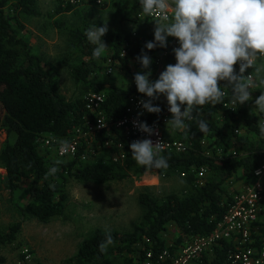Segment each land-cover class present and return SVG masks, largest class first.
<instances>
[{
    "label": "trees",
    "instance_id": "1",
    "mask_svg": "<svg viewBox=\"0 0 264 264\" xmlns=\"http://www.w3.org/2000/svg\"><path fill=\"white\" fill-rule=\"evenodd\" d=\"M36 4L37 0H0V105L5 112L0 124L8 137L16 136L14 143L8 142L0 149V165L7 173L12 203L20 211L23 220L36 219L49 224L58 218L70 220L66 213L68 196L65 191L70 180L106 184L129 178L125 163L128 166L134 161L131 158V142L124 138L121 129L116 128V123L125 118L128 100L137 90L133 85L121 87L98 76L95 72L98 59L92 57L94 46L84 35L85 30L91 27L87 15L79 10L59 7L55 15L75 13L82 20V29L69 31L70 41L75 49L89 56L90 60L74 69V80L87 93H106L102 111L111 129L97 135L93 143L96 155H90L85 161L82 160L87 151L84 141L77 155L71 158L56 161L49 159L48 154H42L41 149H49L41 143L42 140L53 138L60 142L70 141L85 128L86 119L93 116L84 98L69 101L59 92L56 76L19 35L13 25V18L5 11L11 6L15 14L41 17ZM141 11L138 0H135L132 9L124 14L122 20L126 21L130 16L137 17ZM56 26L61 29L64 24L56 23ZM147 42L129 43L128 57L121 63L127 67L128 60H132L143 73L146 70L137 58L146 53L152 59V74L149 78L153 79L158 73L159 54L163 51L160 47L147 50ZM112 43L114 58L119 60L124 50L120 30L114 33ZM224 91L222 104H206L199 112L208 118L210 130L206 135L198 131L195 122H186L191 128L179 134L180 141L188 145L186 152L163 153L169 162L167 170H149L139 166L135 171L136 175L141 176L153 172L185 175L191 192L182 196L171 194L162 200L142 193L139 203L144 211L143 219L134 232H110L115 244L102 254L98 246L104 241L106 232L97 229L83 240L77 254L65 260L64 264H146L148 252L152 253V262L155 264L167 249L176 253L177 248L194 237H208L216 231L241 193L235 190V180H243L251 185L255 169L264 160V136L258 131L264 118H260L254 109V102L250 101L243 106L236 105V112L230 114L225 108V105L232 103L230 90ZM154 106H159L162 111L159 114L147 113L145 121L161 124L165 118L167 101L156 102ZM199 113L193 110V116L197 117ZM219 114L224 116L217 121L214 118ZM242 127L245 133L237 135L236 130ZM112 138L124 145L127 155L124 164L114 161L118 150L104 146ZM220 150H223L222 154ZM53 166L58 168V172L50 176L48 172ZM201 170L206 171L203 178L199 177ZM23 182L29 183L26 188L28 200L25 202L19 200ZM172 225L178 231L175 248L169 247L164 239ZM21 229L22 223H17L0 234V248L16 243ZM253 237L254 246L261 250L264 240L259 236ZM235 250L234 241L222 240L211 251L203 253L194 264H229V257Z\"/></svg>",
    "mask_w": 264,
    "mask_h": 264
},
{
    "label": "rangeland",
    "instance_id": "2",
    "mask_svg": "<svg viewBox=\"0 0 264 264\" xmlns=\"http://www.w3.org/2000/svg\"><path fill=\"white\" fill-rule=\"evenodd\" d=\"M59 5V0H37L36 9L41 13V17L15 14L11 6L5 11L13 18V25L19 35L43 54L45 66L60 81L59 92L67 100L77 101L85 99L91 92L87 93L82 86L76 84L74 69L84 62H89L90 57L75 49L70 41L69 31L83 27L80 16L75 13L55 15ZM132 6L133 0H118L117 4L109 9L87 7L85 10H79L87 15L91 26L106 25L108 28L103 40L109 48L97 60L98 68L95 71L103 80L114 82V78L106 74L105 63L113 58L112 36L117 29H121L123 25L129 26V29L124 31L128 46L129 43L152 40L148 35L154 34L156 24H148L135 16H130L126 21L122 20ZM56 23H62L64 27L60 29ZM128 75L130 73H126V76ZM4 115L0 105V119H3ZM197 117L208 120L207 116ZM214 119L222 120L221 115ZM240 130L244 133L243 127ZM171 136L173 137V134ZM15 140L16 136L8 137L5 128L0 124V149ZM41 152L48 154L49 159H61L55 148L41 149ZM126 164V174L129 178L124 181L98 184L70 180L65 188L68 196L66 213L70 220L58 218L49 224H43L36 219L23 220L20 211L12 203L6 181L7 173L0 165V234L5 233L11 226L22 223L16 243L0 248V264H64L65 260L77 254L83 240L97 229L122 234L134 232L143 219L144 211L139 203L142 193L162 200L171 194L182 196L191 192L186 179L178 173L167 175L153 172L141 176L135 174L139 167L135 161L128 166ZM28 186V182H23V191L19 194L21 202L28 200ZM176 234L178 235V231L172 225L164 235L169 247L170 244H175ZM114 261L117 263L116 259Z\"/></svg>",
    "mask_w": 264,
    "mask_h": 264
},
{
    "label": "clouds",
    "instance_id": "3",
    "mask_svg": "<svg viewBox=\"0 0 264 264\" xmlns=\"http://www.w3.org/2000/svg\"><path fill=\"white\" fill-rule=\"evenodd\" d=\"M139 4L146 17L159 14V19H154V40L145 48H166L168 37L176 38L179 45L173 49L176 63L166 66L155 81L149 78L151 57L143 53L137 58L146 70L134 76L137 91L149 98L139 101L143 110L159 114L162 109L153 101L163 95L172 114L167 126L183 132L191 128L186 122L195 121L198 131L206 135L208 121L193 116L194 109L199 113L206 104H222L224 89L230 90L233 105L243 106L252 99L251 91L260 89L254 109L264 118V0H139ZM107 31L106 25L95 24L85 30L87 41L94 46V59H100L109 48L103 40ZM249 68L254 70L244 75ZM134 126L149 136L155 134L146 122L134 121ZM258 131L264 136V123ZM164 145H154L151 139L134 141L130 144L131 158L143 168L167 170ZM57 172L53 166L48 175ZM114 244L113 236L106 232L98 246L100 253H107Z\"/></svg>",
    "mask_w": 264,
    "mask_h": 264
},
{
    "label": "built area",
    "instance_id": "4",
    "mask_svg": "<svg viewBox=\"0 0 264 264\" xmlns=\"http://www.w3.org/2000/svg\"><path fill=\"white\" fill-rule=\"evenodd\" d=\"M110 0H60V7L63 9H72L73 11L85 10L87 7L105 9ZM171 15V12H169ZM141 20H150L155 22L154 19H159V14L153 17H146L143 12L137 16ZM176 38L172 37L169 47L162 53L165 57L174 56L173 49L178 47ZM128 57V48L126 47L120 59L110 58L106 62L107 75L112 76L116 65ZM159 63L157 62V65ZM254 69L249 68L246 70L245 75L252 73ZM137 90L135 82L133 84ZM251 91V93H253ZM258 98V96H257ZM256 98V99H257ZM107 99L106 93H90L85 97L87 109L91 116L86 119L87 123L83 130L78 131L77 136L73 137L70 141L60 142L53 138L42 140L41 143L51 149L55 148L57 154L61 159L71 158L77 155L81 142L84 141L87 145V151L83 154L82 160H87L90 155H96L93 143L97 140V135L111 129L106 118L103 115L102 107ZM144 94L137 91L127 103L126 115L123 120L116 123V128L122 130L124 138L129 142L137 140L151 139L155 145L157 142L165 143L164 153H183L188 149V145L180 140H171L167 138L163 132V123L149 124L145 121L147 111L143 110L139 104L140 100H148ZM255 99V98H254ZM157 100L153 101L155 104ZM168 105L165 109V118L168 120L172 118V114L168 111ZM230 114L236 112V105L232 103L225 105ZM183 111V108H182ZM143 113L138 115V113ZM134 121L146 122L150 127L155 130V134L149 136L147 133L141 132L134 126ZM237 135H241V130H236ZM104 146L108 149L118 150L117 155L114 157L116 163H122L127 159L124 145L117 139H108ZM220 154L223 150L219 151ZM237 156L236 153H233ZM206 175L205 170L199 172V177L203 178ZM185 178V175H182ZM253 182L247 186L245 190L236 197L235 203L229 209L223 221L218 225L216 231L208 237H194L191 241L187 242L176 253H172L167 249L160 256L155 264H193L203 253L211 251L220 241L232 240L236 244V250L229 257V264H264V247L258 250L254 244L253 229L258 224H264V160L255 169L253 173ZM146 264H154L152 262V253L146 254Z\"/></svg>",
    "mask_w": 264,
    "mask_h": 264
},
{
    "label": "crops",
    "instance_id": "5",
    "mask_svg": "<svg viewBox=\"0 0 264 264\" xmlns=\"http://www.w3.org/2000/svg\"><path fill=\"white\" fill-rule=\"evenodd\" d=\"M117 2H118V0H110L109 1V4L107 5V7L105 8V9H109L110 7H114L116 4H117ZM134 3H135V0H133V5H134ZM138 3H139V0H138ZM59 4H60V0H59ZM60 6V5H59ZM139 6H140V4H139ZM133 7V6H132ZM140 8H141V6H140ZM132 9V8H131ZM142 10V9H141ZM142 13V11L139 13V14H141ZM136 17V16H135ZM136 19V18H135ZM137 20V19H136ZM138 21V20H137ZM144 21V20H143ZM145 22H148V24L149 23H153V24H156L155 22H151L150 20H146ZM127 29H129V26H127V25H123V27L120 29H117V30H120L121 31V36H122V38H123V46H124V49L127 47V48H129V46L127 45V40H126V38L127 37H125V35L126 34H124V31L125 30H127ZM114 35V34H113ZM113 37V36H112ZM148 37H150V38H152V39H154V34H151V35H148ZM25 40V39H24ZM171 40H172V37H168L167 38V47L166 48H161V50L164 52L168 47H169V45H170V43H171ZM147 41H149V40H147ZM31 47H32V49L34 48L30 43H28ZM34 50V53L35 54H37V55H39L42 59H43V54L41 53V52H39V51H36V49L34 48L33 49ZM163 52H161L160 54H159V57H158V73L156 74V76L153 78V79H151L152 81H155L156 79H158V77H159V75L166 69V66H168L169 64H175L176 63V61H175V56H170V57H165V56H163L162 55V53ZM113 58H114V55H113ZM127 67H125L121 62L120 63H118L117 65H116V69H115V71H114V73H113V75H112V77L114 78V83H116V84H118V85H120L121 87H131L133 84H134V76H135V74H137V73H141L140 72V70L137 68V66H136V63L134 62V61H132V60H128V62H127ZM234 67L236 68V70L238 71V64L237 65H234ZM105 71H106V74H107V71H108V69H107V65H106V63H105ZM126 73H130V75H128V76H126ZM246 74V73H245ZM244 74V75H245ZM108 76V75H107ZM111 77V78H112ZM57 81H58V79H57ZM221 83V82H220ZM58 84L60 85V81H58ZM58 85V86H59ZM261 92H262V90H260V89H256L253 93H251V97H252V99L251 100H249L250 102H255V99L257 98V96L259 97L260 95H261ZM255 98V99H254ZM166 101V98L162 95L158 100H157V102H165ZM224 116V114H219V116ZM198 116H202V117H205V116H207L206 114H201V113H199L198 114ZM171 119V118H170ZM170 119H168V120H170ZM168 120H163V132H167V135L168 136H170V138H171V140H180V137H179V134L181 135L183 132H179V133H177L176 131H175V133L172 131V133H170V131L172 130L171 128H168V126H167V124H166V122L168 121ZM170 130V131H169ZM164 133V134H165ZM243 133V132H242ZM244 133H245V131H244ZM243 133V134H244ZM171 134H173V137L171 136ZM167 136V137H168ZM169 138V139H170ZM176 138V139H175ZM235 184H236V186H238V187H236L235 188V190H238L239 192L240 191H243V190H245V188L247 187V186H249V185H247L245 182H243V180H235ZM231 191H233L232 189H231ZM264 224H259V225H256L255 227H254V229H253V236L255 235V236H259V237H261L263 240H264ZM176 236H177V234H176ZM168 244V243H167ZM174 246H176V243L175 244H170V247H172V248H175ZM180 250V248H177V252Z\"/></svg>",
    "mask_w": 264,
    "mask_h": 264
}]
</instances>
